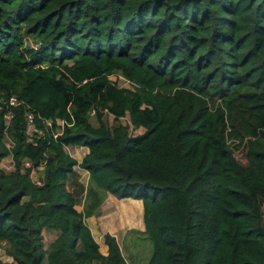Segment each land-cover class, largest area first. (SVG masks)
Wrapping results in <instances>:
<instances>
[{
    "label": "trees",
    "instance_id": "1",
    "mask_svg": "<svg viewBox=\"0 0 264 264\" xmlns=\"http://www.w3.org/2000/svg\"><path fill=\"white\" fill-rule=\"evenodd\" d=\"M116 71L133 90L109 82ZM0 93L25 101L8 124L0 114L13 264H138L145 236L144 264H264V0H0ZM109 194L143 203L126 256L109 232L103 254L86 223Z\"/></svg>",
    "mask_w": 264,
    "mask_h": 264
},
{
    "label": "rangeland",
    "instance_id": "2",
    "mask_svg": "<svg viewBox=\"0 0 264 264\" xmlns=\"http://www.w3.org/2000/svg\"><path fill=\"white\" fill-rule=\"evenodd\" d=\"M105 120L107 122L113 123L114 122V118L110 115H105ZM127 118V117H125ZM90 120L95 123V116H91ZM127 119H121L120 122L123 124L126 122ZM7 145L9 146L10 143L6 140ZM82 146H76V147H67V151L69 154H71L72 156H74L75 158H77L78 160H81L82 158V148H79ZM235 155L238 158V160L242 163H245L246 160L244 158V149H239L235 151ZM76 172H77V181L79 183H83L86 184L87 183V179H88V173L87 171L80 169L79 167L75 166ZM31 175L33 176L34 180H40L39 179V172L34 171L33 173H31ZM115 200V199H113ZM119 200V199H118ZM111 201V200H109ZM124 202H119V203H115L116 205L110 204L108 207H110L111 209H113V213L112 215H108L107 219L105 220V223L107 224V228L110 229L112 227L115 228V230L117 231V235H119V241L121 243V246L123 247V250L125 252V255H127L130 252H132V248L129 249L128 247H126L131 238L134 236L133 233L129 232L128 234H125V230L127 229V226H131L136 224V220L133 221L132 216H129L126 214V212H128L131 208H129L128 206L125 207V205H123ZM81 201L79 202V204H77V207H80ZM99 232L95 231V238L96 240H99L100 243H102V237L104 236V234L106 232H109L108 229H103L101 227V225L97 226ZM106 231V232H105ZM105 232V233H104ZM104 233V234H103ZM110 233V232H109ZM125 234V235H124ZM138 235V234H137ZM57 236V231L51 228H44L43 232H42V244L44 248H47L49 246V244L54 240V238ZM142 241L136 243V254H132V255H137L136 257H138V264H144L146 262V260L148 259L151 250H152V241L148 238V237H142ZM104 241V239H103ZM0 247L3 250V252L0 251V263L1 264H13L12 262H10L12 259H9L10 256H8V253L6 252V245L4 242L0 243ZM135 258V257H134Z\"/></svg>",
    "mask_w": 264,
    "mask_h": 264
},
{
    "label": "built area",
    "instance_id": "3",
    "mask_svg": "<svg viewBox=\"0 0 264 264\" xmlns=\"http://www.w3.org/2000/svg\"><path fill=\"white\" fill-rule=\"evenodd\" d=\"M107 77H108L109 82L116 85L117 87L133 90V85H132L131 81L129 79H127L121 72H119V71L112 72ZM24 103H25V101H23L22 99H19L16 95L4 96L2 93H0V114H2L3 122L5 124H8L14 115L13 108L16 106L24 105ZM28 108H29V106H28ZM94 112H95V110L91 109L90 115H94ZM110 116H112V115H110ZM125 117H127V118H125ZM121 119H127L124 124L129 125V133L131 135L135 136V135L141 134L143 132L142 127L134 128L132 126L128 115L121 117L120 120ZM26 121H27L26 128H27V132L29 134V138H32V134L35 131L40 133V134L43 133V131L41 129L36 130L35 123H34V114L31 110H28L26 112ZM45 123H47L50 127H53V124H55L56 129H54V132H53L55 137L62 133L65 124H67L66 121L64 119H61V118H56L54 120L48 119L45 121ZM122 124H123V122H122ZM67 147H69V146H65L66 149H67ZM1 166L5 170L13 169V162H12L11 155H8L5 159V161L1 162ZM24 166L30 167L31 162L29 160H25ZM37 183H40V181L37 180ZM0 251L3 252L1 247H0ZM10 259H12L10 262L13 263L14 262L13 258L9 257L8 261Z\"/></svg>",
    "mask_w": 264,
    "mask_h": 264
},
{
    "label": "crops",
    "instance_id": "4",
    "mask_svg": "<svg viewBox=\"0 0 264 264\" xmlns=\"http://www.w3.org/2000/svg\"><path fill=\"white\" fill-rule=\"evenodd\" d=\"M82 148V157L88 152L87 147L82 146L79 147ZM115 199V200H113ZM111 200V201H109ZM119 202H124L123 205L128 206L129 208H131L128 212H126L127 215L132 216L133 221L136 220V224L131 225V226H127V229L125 230V234H127V232L129 230H138V231H143L144 230V222H143V203L142 200L140 199H134L131 197H127V198H123V199H117L112 195H107V197L104 199L103 203L100 205V214L99 215H91L89 217L86 218V223L87 225L90 227L91 232L93 234V236L95 235V231L99 232L97 226L101 225V227L103 229H108L107 224L105 223V220L107 219L108 215H112L113 213V209H111L110 207H108L110 204L116 205L115 203H119ZM78 210H81V206L77 207ZM108 231L115 235V237L118 240V243L121 247L122 253L123 255H125V252L123 250V247L121 246V243L119 241V235H117V231L115 230L114 227L108 229ZM106 232V231H105ZM104 232V233H105ZM103 233V234H104ZM124 234V235H125ZM95 238V236H94ZM96 240V238H95ZM97 243L99 244V249L103 254L107 253L108 247L107 245L104 243L103 241V237H102V243H100L99 240H96ZM126 256V255H125ZM136 264V263H135Z\"/></svg>",
    "mask_w": 264,
    "mask_h": 264
}]
</instances>
